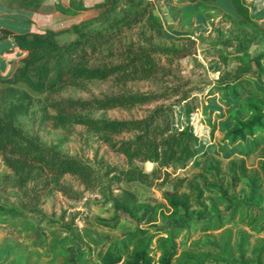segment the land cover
I'll list each match as a JSON object with an SVG mask.
<instances>
[{
  "label": "rangeland",
  "instance_id": "1",
  "mask_svg": "<svg viewBox=\"0 0 264 264\" xmlns=\"http://www.w3.org/2000/svg\"><path fill=\"white\" fill-rule=\"evenodd\" d=\"M10 1L4 0V5L13 9L12 12H15L19 19L18 22H12L11 31L42 32L50 28L58 31L57 38L60 42L72 41L83 31L115 32L126 15L132 16L139 6H146L145 20L124 28V31L114 35L104 45H112L118 50L123 44L143 46V43L149 40L163 46L172 42L184 44L185 48L181 52L183 55L177 59H169L165 54L157 52L156 58L160 60V65L167 66L166 69L160 70L164 75L161 76L160 73L154 78L128 81L125 85L116 84L110 79H82L79 85L60 86V83L53 90L35 91L22 82L14 86L17 91L15 96L19 93L26 94L22 99L24 107L16 114L15 123L27 135L63 154L90 160L104 175L88 186L71 174H64L59 178V182L51 183L43 189L29 182V192L25 195L12 185L13 175L4 164L0 152V264H102L98 256L104 253L108 244L138 227H145L150 231H168L170 240L176 243L177 249L172 264H182V261H187L188 264H224L226 260H238L243 264H264V257L259 262L256 260L257 251L264 243L262 175L261 179L257 180L259 185L256 182L258 186H253V178L259 170L261 174V164L264 163V155L260 153L264 144L259 143L249 155H242L237 152L238 147L241 144L249 145L251 136H247L238 144L225 138V134L236 126L240 119L246 118L248 113L236 99L221 98L217 92L206 94L209 82L218 74L206 72L194 60L198 58L207 64L202 49L214 43L208 38L201 39L200 35L208 34L212 26L227 27L231 23H241V16L233 1L117 0L115 6L108 4L85 9L74 16L53 11L47 0V4L39 9L17 7L15 3L10 5ZM51 1L55 0H49ZM61 1L71 3L72 0ZM83 1L90 4L96 0ZM130 2L136 4L130 5ZM247 3L251 4V15L264 22V19H261L264 16V0H247ZM0 7L3 8L2 3ZM31 12L38 13L35 19L29 16ZM241 24L245 25L243 22ZM74 25L78 26L77 29ZM245 26L249 27L248 24ZM187 36L196 40L190 42L189 39H181ZM224 48L231 52L237 51L236 40L233 39ZM12 50L6 48L3 52ZM249 50L256 54L264 50V44L258 42ZM106 51V48L93 49L84 60L92 63L110 60L104 56ZM12 52L9 62L0 59L2 76L11 74L16 66L23 63L27 55V51L23 49ZM261 60L264 63V57ZM252 68L250 72L256 76L255 84L264 87V72L259 73L257 66ZM172 82H182V87L193 88L192 94L195 96L192 102L197 101L190 118L184 115L182 103L173 104L175 113L172 117V127L180 129L189 122L201 135L204 145L185 170L172 172L166 182L161 181L163 171H160L158 178H151L152 184L138 180L111 183L113 193L119 191L118 187H127L133 190L140 200L149 204L136 215L122 210L116 211L106 187L108 177L113 173L105 175V172L109 168L121 167L125 163L124 156L114 150L110 145L111 141L103 139L101 133L68 119L60 122L52 117L54 111L48 104L54 99H87L101 96L122 87L158 91L162 90L165 84L171 85ZM180 94L133 107L93 109L83 113L96 117L132 118L144 114L145 107H151L161 101L172 102ZM256 131L264 133V126ZM131 134L122 132L114 136L120 139ZM143 166L151 170L155 164L147 161ZM176 174L185 176L186 180H198L200 186L213 185V191L204 192L207 197L197 199L185 214L182 210L175 212L168 207L160 192V188L170 187L171 179H174ZM214 180H222V185L214 184ZM60 188H65V192ZM221 195L225 196L226 201L216 203ZM151 206L156 212V219L148 220L147 214ZM234 206L240 208L243 215L257 219L250 225L236 219L218 229L195 231L200 225L198 220L203 221L220 212L228 214ZM99 219L118 220L115 227H105L97 222ZM177 230L178 237L170 236V233ZM74 231H79L82 237H75ZM90 238H98L99 244L94 245L89 241ZM155 250L154 257L157 259L160 251L158 248Z\"/></svg>",
  "mask_w": 264,
  "mask_h": 264
},
{
  "label": "trees",
  "instance_id": "2",
  "mask_svg": "<svg viewBox=\"0 0 264 264\" xmlns=\"http://www.w3.org/2000/svg\"><path fill=\"white\" fill-rule=\"evenodd\" d=\"M232 1L241 16V23L248 24L249 27L239 23L240 21L239 24L231 23L227 27L212 26L208 34L200 35L201 39L208 38L214 41L202 49L207 64L198 58L194 60L206 72L218 74L209 82L206 94L217 92L221 98L236 99L241 104V108L248 113L246 118L240 119L238 124L225 134V138L238 144L247 136H251L249 145L241 144L237 151L242 155H249L259 143L264 144V133L256 131L257 128L264 126V87L255 84L256 76L250 72L254 66H257L259 73L264 72V63L261 60L264 57V50L256 54H252L249 50L258 42L264 44V22L251 15L247 0ZM45 2L46 0H11L9 4L15 3L17 7L39 9L48 3L52 5L53 11L70 16L77 15L85 9L99 8L108 4L117 5V0H96L90 4L83 0H72L71 3L61 0ZM146 15V6L141 8L139 6L132 16L128 14L121 20L115 32L83 31L80 36L69 42H60L57 38L58 31L50 28L42 32H13L6 28L2 30V37L10 36L18 48L27 51L23 63L16 66L11 74L7 76L0 74V152L4 164L13 175L12 185L17 190L27 195L29 182L43 189L51 183L59 182V178L64 174L75 175L88 186L100 180L104 172L102 174L88 159L63 154L27 135L15 123L16 114L24 107L22 99L26 94L19 93L15 96L17 91L14 86L22 82L35 91H43L56 89L60 83V86L79 85L82 79H110L116 84L125 85L128 81L136 79L154 78L156 74L161 73V69L167 68L160 65V60L156 58L157 52L165 54L166 57H170L169 59H177L183 55L181 52L185 48L184 44L172 42L163 46L146 40L143 46L129 43L118 47V50L112 45L109 47L104 45L114 35L124 31V28L145 20ZM73 27L77 29L78 26ZM181 39H189L190 42L196 40L188 36ZM233 39L236 40L237 51L231 52L224 47H227ZM103 48L107 49L104 56L110 60L98 63L84 60L91 50ZM258 76L261 77V74ZM182 86V82L178 84L172 82L171 85L165 84L163 89L158 91L122 87L87 99H54L49 102L48 106L54 111L52 117L60 122L68 119L101 133L102 138L111 141V147L124 156L125 163L121 167L109 168L105 172V175L113 173L108 177L106 187L110 193L108 197L116 211L122 210L130 215H136L149 204L140 200L138 195L127 187H118L119 191L113 193L111 183L138 180L152 184L151 178H158L160 171H163L161 181L166 182L172 172L185 170L203 147L201 135L189 122L180 129L172 127V117L175 113L173 104L182 103L187 118H190L197 106V101L192 102L195 96L192 94L193 88ZM178 94L180 95L172 102L161 101L151 107H145L144 114L137 117L118 119L83 113L93 109L133 107ZM122 132L132 134L127 138L116 139L114 135ZM260 153L264 155V148ZM147 161L155 164L151 170L143 166ZM261 175L264 178V163L261 164V174L259 170L253 178L254 187L259 185L257 180L261 179ZM174 176L170 187H162L160 192L166 205L175 212L182 210L185 214L197 199L206 196L204 192L213 191V185L200 186L198 180L196 182L195 179L186 180L185 176L180 174ZM213 183L221 186L222 180H214ZM60 189L65 192V188ZM225 201V196L221 195L216 203ZM153 206L147 214L148 220L156 219ZM236 219L250 225L257 217L249 218L242 214L240 208L234 206L228 214L220 212L214 217L198 220L200 225L195 231L218 229ZM117 220L99 219L97 222L105 227H115ZM74 235L77 238L82 237L79 231H74ZM178 235L179 230L170 233L174 238ZM89 241L94 245L100 242L98 238H90ZM156 248L160 251L157 259L154 257ZM176 253V243L170 240L168 231H150L148 228L138 227L112 240L98 258L102 264H172ZM263 257L264 243L257 251L256 260L259 262ZM182 264L188 262L182 261ZM224 264L243 263L238 260H226Z\"/></svg>",
  "mask_w": 264,
  "mask_h": 264
},
{
  "label": "crops",
  "instance_id": "3",
  "mask_svg": "<svg viewBox=\"0 0 264 264\" xmlns=\"http://www.w3.org/2000/svg\"><path fill=\"white\" fill-rule=\"evenodd\" d=\"M0 3H2V5H3V8L0 7V29L1 28H7V29L11 30L12 29V27H11L12 22H14V21L18 22L19 21V19L17 18L18 15L15 12H12V11H14L13 9L4 5L5 4L4 0H0ZM249 7H251V4H249ZM31 13L32 14H30L29 16L33 19H35L36 15H38V13H36V12H31ZM261 19H264V16ZM2 34H3L2 30H0V43H1L0 44V52H1L0 53V59H4L5 61L8 60V62H9V58L11 57V54L13 53L12 51L13 50L14 51L20 50V48L18 49V47L15 45V43L13 42V40L10 36L2 37ZM6 48L7 49H13V50L3 52V50ZM4 54H6V56Z\"/></svg>",
  "mask_w": 264,
  "mask_h": 264
}]
</instances>
